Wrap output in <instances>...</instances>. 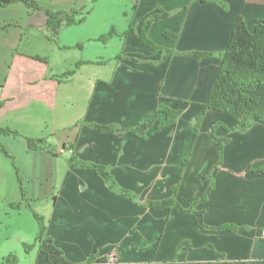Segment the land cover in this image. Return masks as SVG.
<instances>
[{
  "label": "crops",
  "instance_id": "0c3cea01",
  "mask_svg": "<svg viewBox=\"0 0 264 264\" xmlns=\"http://www.w3.org/2000/svg\"><path fill=\"white\" fill-rule=\"evenodd\" d=\"M128 1L134 12L125 24L134 33L119 37L117 59L102 57L100 51L87 58L83 49L65 63L43 34L44 11L22 1L0 6V86L15 50L50 57L47 76L88 61L56 87L50 105L31 100L1 116V126L20 134H0L13 156L0 151V205L12 209L10 202L23 199V186L45 217L48 234L78 263L94 254V264H180L173 257L188 239L192 246L183 264H264V120L245 131L231 130L237 124L233 115L205 108L235 22L243 17L253 29L264 18V0ZM65 2L69 8L72 1ZM164 12L147 34L164 48L154 50L139 40V25ZM166 31L177 37H165ZM30 41L33 46L25 48ZM165 107L183 110L176 125L159 128L154 123L145 135L128 131ZM203 110L196 131L195 118ZM153 116L155 122L165 117L160 111ZM93 122L117 128L102 131ZM214 125L217 136L229 138L222 159L210 136ZM25 137L46 138L51 148L31 150ZM72 143L77 157L107 167L136 199L111 191L95 170L69 164L71 152L64 144ZM212 185L208 200L196 208H203L207 225L231 223L240 227L237 231L202 229L191 213L176 206L143 204L164 199L177 187V200L188 207ZM10 226L0 218V238L11 237ZM113 252L117 259L112 261ZM33 253L35 261L23 264H48L45 254Z\"/></svg>",
  "mask_w": 264,
  "mask_h": 264
},
{
  "label": "trees",
  "instance_id": "16d2710c",
  "mask_svg": "<svg viewBox=\"0 0 264 264\" xmlns=\"http://www.w3.org/2000/svg\"><path fill=\"white\" fill-rule=\"evenodd\" d=\"M22 1L28 8L33 10L44 11L45 25L44 35L49 40L59 43L58 34L63 26H72L82 23L89 11H84V7H69L67 9H53L41 7L39 0H0V6L10 5L14 2ZM96 1V0H93ZM201 2L217 3L219 0H197ZM167 13H154L150 17L141 20L139 25L138 37L141 43L154 50H164L162 46L152 42L149 38V29L151 24L166 16ZM10 26L11 24L8 23ZM117 34L116 28L110 32L99 36L100 40L106 41L112 35ZM134 28L130 26L128 30L123 33L124 36L133 34ZM165 37L176 38L177 33L166 31ZM220 67L216 81L213 84L210 97L205 103L206 110H218L231 114L236 119V126L231 130L236 129L245 131L252 127L255 123L264 120V18L257 19L254 22L253 29H249L246 20L243 17H238L234 24L233 32L229 38L227 48L220 53ZM50 59L48 56L39 54H28L22 51L15 50L12 54L11 60L8 63V73L5 76V81L1 84L0 91V118L10 109L17 107H24L31 100L45 101L51 104L53 93L56 87L67 78H70L76 71V68L81 63H87L85 60L78 62L74 69L66 70L60 74L46 75ZM19 82V83H18ZM206 110H203L195 118V130L200 128ZM160 111L165 115L164 119L155 122L154 113ZM152 111L138 121L135 126L128 128V131L145 135L147 129L153 126L162 128L170 125H176L183 110L172 107H165L162 110ZM85 122L83 120L79 123ZM91 126L102 131H115L117 128L113 124H98L90 123ZM214 125L210 130V136L217 142L220 150V157H223V148L229 142L228 137H220L215 134ZM228 131H230L228 129ZM0 134L18 135L20 132L16 129L0 125ZM28 148L31 150H38L41 148H51L50 143L46 138L25 137ZM64 147L71 149L72 153L67 157V162L74 166H81V168H91L95 170L96 174L101 176L109 185L111 191L115 193H124L127 197L136 199V195L131 191L120 185L110 173V170L95 162L83 161L77 157L73 152L74 144H64ZM52 150V149H51ZM0 151L5 156L13 159L4 144L0 142ZM56 154L55 152H53ZM15 164V163H14ZM16 165V164H15ZM16 174L19 181L22 183L19 167L16 165ZM177 187L171 189V194L161 200H147L143 203L149 208H164L178 207L181 210L191 213L195 217L198 227L202 229L217 230H232L237 231L240 227L231 223L222 224L221 226H210L205 223L203 208H196L199 202H206L208 200L213 185L206 191L204 196L199 200L193 201L188 207L181 206L177 200ZM21 193L23 199L21 201H13L9 203L10 207L18 208L19 210L25 204L27 208L32 210L34 218L38 224V230L35 236L34 243H25V250L29 251L36 248L39 253L45 254L48 264H94L95 256L92 254L85 262L78 263L69 260L63 249L59 247L53 237L48 234V227L45 217L35 210L33 203L27 199L26 191L21 186ZM25 201V202H24ZM191 242L188 239H183L173 257V261L183 264L187 261L188 250L191 248ZM18 257L14 253L0 258V264H18ZM150 264V263H146Z\"/></svg>",
  "mask_w": 264,
  "mask_h": 264
},
{
  "label": "rangeland",
  "instance_id": "374dc122",
  "mask_svg": "<svg viewBox=\"0 0 264 264\" xmlns=\"http://www.w3.org/2000/svg\"><path fill=\"white\" fill-rule=\"evenodd\" d=\"M64 1L39 0V3L43 8L67 9L69 5L67 2L64 3ZM71 1V6H83L84 11H89V13L82 23L63 26L58 34L59 43L51 40V46H54L56 53L65 56L63 58L64 63L67 62V57L71 58L70 55L72 53L83 49L87 58L101 53L100 56L102 57H115L117 59L118 55L116 56V54L122 48L119 37H124L123 33L128 28L125 21L129 18V12H134L132 2L128 0ZM113 28H116L117 34L115 33L106 41L100 40V35L110 32ZM90 36H92L91 39H88ZM31 46H33L31 41L28 46L25 47L24 45L25 48H31ZM43 46H47L46 41ZM16 164L19 165L18 162ZM27 199L29 200V197ZM11 208L5 209L0 205V218L2 217L11 224L10 230L12 234L10 238L5 236L0 238V258L7 256L9 253H14L17 255L20 264L26 263V261H35L36 257L33 252H36V249L25 250V243L35 242L38 224L34 214L29 208L21 211L17 210L18 208ZM110 257H112V261L117 259L116 252H113Z\"/></svg>",
  "mask_w": 264,
  "mask_h": 264
},
{
  "label": "built area",
  "instance_id": "2783aa9c",
  "mask_svg": "<svg viewBox=\"0 0 264 264\" xmlns=\"http://www.w3.org/2000/svg\"><path fill=\"white\" fill-rule=\"evenodd\" d=\"M69 152L72 153V150L70 149ZM262 236H263V238H264V228L262 229Z\"/></svg>",
  "mask_w": 264,
  "mask_h": 264
}]
</instances>
